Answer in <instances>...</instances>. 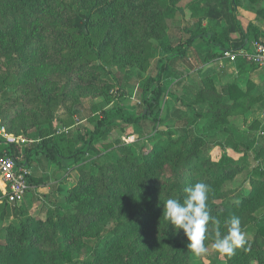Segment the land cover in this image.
<instances>
[{
  "label": "trees",
  "instance_id": "1",
  "mask_svg": "<svg viewBox=\"0 0 264 264\" xmlns=\"http://www.w3.org/2000/svg\"><path fill=\"white\" fill-rule=\"evenodd\" d=\"M180 1L0 0V120L11 117V127L18 122L17 134L22 129L37 130L36 139L24 152L28 164L38 154L57 167L61 160L78 163L93 151L95 141L106 139L102 127L108 131L116 127L113 119L126 126L140 120L158 123L152 116L159 106V87L154 99L142 97L145 107L138 117L127 116L116 104L101 112L97 125L79 133L77 140L54 130V106L73 98L78 89L104 94L114 104L106 94L111 86L105 68L92 65L107 50L115 58L116 50L125 48L118 60L127 56L147 59L153 44L167 54L166 59L174 55L183 59L186 47L197 40L213 42L215 34L201 25L212 13H223L227 24L224 42L212 44L217 50L236 52L253 41L264 44V31L257 24L248 22L243 29L236 15V8L241 7L238 0H216L215 7L210 0H191L187 9L194 23L175 50L165 21L173 18ZM99 29L104 34L96 42ZM166 59L159 60L150 83L159 82ZM236 61L238 69L250 64L241 58ZM12 85L15 96L9 94ZM253 86L247 84L241 90L230 83L218 91L211 78L205 79L195 100H183L189 108L206 103L207 109L196 114L203 120L200 132L161 130L162 136L154 139L147 152L134 154L132 146L123 143L111 158L99 153L90 156L77 168L76 183L65 200L48 209L44 219L29 214L31 204H1L0 220L11 221L0 229V264H75L74 258L86 249L88 257L81 264H186L185 242L176 243L168 231L161 230L163 203L169 198L182 202L184 189L196 182L210 186V215L220 221L222 233L227 231L225 221L233 215L240 218L244 233L252 232L251 242L246 240L231 257L224 255L226 264H264V173L251 175L248 195L232 198L224 184L239 175L242 167L225 154L214 161L210 155L214 145L209 141L228 132L230 117L246 114L260 101L250 94ZM7 131L13 133L9 127ZM78 142L81 148L76 147ZM259 150L263 152L264 147ZM255 156L259 157L257 151ZM28 183L34 192L41 187L31 174ZM216 230L217 225L210 222L211 237ZM155 235L162 236L160 244ZM207 241L213 244L212 238Z\"/></svg>",
  "mask_w": 264,
  "mask_h": 264
},
{
  "label": "rangeland",
  "instance_id": "2",
  "mask_svg": "<svg viewBox=\"0 0 264 264\" xmlns=\"http://www.w3.org/2000/svg\"><path fill=\"white\" fill-rule=\"evenodd\" d=\"M191 0H181L178 11L173 18L165 21V31L170 42L176 50L187 38L186 31L192 27L194 20L190 18V11L187 4ZM241 7L236 8L237 17L247 20L245 15L251 16L254 23L260 25L264 30V0H238ZM216 0H210V6L217 5ZM242 12V13H240ZM243 13L245 15H243ZM246 23V22H245ZM243 23V24H245ZM203 30L214 33L213 42L197 40L196 43L186 47L184 58L177 55L166 59L167 54L161 53L159 48L151 44V52L147 59H135L134 56L123 57L118 60V54L125 52V48L117 49L115 58L112 50H107L100 61H95L92 65L100 64L107 72V83L111 86L107 95L114 104L108 102L106 95L90 91H79L73 98L56 103L53 109V128L56 132L69 133L74 140L78 139L79 133H86L97 125L101 112H105L113 105H118L122 112L129 117H138L143 114L144 103L142 97L151 100L155 98V90L159 87L161 95L158 99L159 106L154 110L152 118H157L158 123L154 125L150 120H140L139 122L126 126L119 120L113 119L114 129L104 132L105 140L94 142V149L89 156L83 157L78 163L73 160H61L59 167L49 162L43 155H33L29 165L31 177L39 180L40 189L35 191L30 189L20 205H30L29 214L38 219H44L48 209L55 204L62 203L67 197L68 189L77 180V168L84 160L93 158L99 153L102 157L111 158L116 154V150L125 143L132 146L134 154L143 153L150 150L154 139L159 134L158 131L175 130L177 133L185 130L199 131L203 125V120L197 117V113L207 109L206 103L193 104L192 108L183 105V100H195L196 92L201 90L203 82L211 78L216 89L222 91L226 84L235 83L245 90L247 84L254 85L250 91L252 96H258L260 101L255 104L246 114L229 118L228 132L218 134L209 141L214 145L210 155L214 161L219 160L224 154L242 167V172L232 181L224 184V191H227L232 198L240 195L246 196L251 191L250 178L255 171L264 173V66L247 65L242 68L243 72L236 73L237 61L232 62L223 58L222 52L212 46L219 42H224V30L227 27L223 13H212L209 18L201 21ZM104 34L103 29L95 33V41L98 42ZM231 42L226 46L230 47ZM166 59L165 71L160 76L157 83H150L157 74L159 60ZM254 80V81H253ZM11 83H14L11 80ZM15 87L9 88L10 96H15ZM11 117L4 121L0 120V126L5 128L8 134L21 136L23 138L36 139L37 130L35 128L22 129L18 134L16 129L18 122L11 127ZM8 127L11 132H8ZM133 135L127 136L128 133ZM162 136V135H161ZM233 144L238 147L234 148ZM78 142L77 148L82 147ZM2 148H4L2 146ZM255 151L259 157L255 156ZM93 156V157H90ZM45 195L49 196L45 197ZM18 205V206H20ZM11 220H0V229L6 227ZM161 225V230L169 232L170 238L176 242L187 245V238L182 230L174 232L172 225L166 222ZM160 234V232H158ZM155 235L158 244L162 241V236ZM245 238L251 242L252 232H246ZM93 243V242H89ZM208 251L205 255L195 256L191 250H185L186 264H226L224 255L217 252L212 244L205 242ZM163 244V243H161ZM164 244L163 246H165ZM188 254V255H187ZM88 257V249L74 258L75 264ZM184 258V260H185ZM165 264V263H162ZM251 264H258L253 261Z\"/></svg>",
  "mask_w": 264,
  "mask_h": 264
},
{
  "label": "clouds",
  "instance_id": "3",
  "mask_svg": "<svg viewBox=\"0 0 264 264\" xmlns=\"http://www.w3.org/2000/svg\"><path fill=\"white\" fill-rule=\"evenodd\" d=\"M210 186L196 182L184 189L183 201L176 198L167 199L164 204L163 218L172 225L174 232L179 230L187 238V249L195 256L205 255L208 251L206 241L213 239V248L222 255L231 257L237 249L243 248L247 241L238 216H231L225 221L226 233L219 230L220 221L210 215L208 207ZM217 225L214 237L209 232V223Z\"/></svg>",
  "mask_w": 264,
  "mask_h": 264
},
{
  "label": "built area",
  "instance_id": "4",
  "mask_svg": "<svg viewBox=\"0 0 264 264\" xmlns=\"http://www.w3.org/2000/svg\"><path fill=\"white\" fill-rule=\"evenodd\" d=\"M222 55L224 59L232 62L241 58L254 66H264V44L261 42H250L248 48L236 52L222 51ZM33 142L8 134L0 126V205L4 202L11 206L20 205L31 189L28 183L31 173L28 162L24 159V152Z\"/></svg>",
  "mask_w": 264,
  "mask_h": 264
},
{
  "label": "crops",
  "instance_id": "5",
  "mask_svg": "<svg viewBox=\"0 0 264 264\" xmlns=\"http://www.w3.org/2000/svg\"><path fill=\"white\" fill-rule=\"evenodd\" d=\"M240 13H242V12H240ZM246 14V13H245ZM244 13H243V15H245ZM248 14H246L245 15V18L247 19V20H244V19H242V17H239V21H240V23H241V25H242V27H243V29H245V27L247 26V24H248V22H254L253 21V18L249 15V16H247ZM246 22V23H245ZM243 23H245V24H243ZM256 24V23H255ZM259 28H261L260 27V25H257ZM261 30L262 31H264L262 28H261ZM201 40H204V39H201ZM205 41V40H204ZM225 48H227L226 46H225ZM236 69V73H239V72H243V69L241 68V69H238V68H235ZM254 81V80H253ZM0 148H1V146H0Z\"/></svg>",
  "mask_w": 264,
  "mask_h": 264
}]
</instances>
